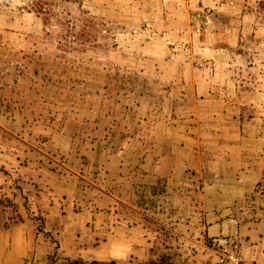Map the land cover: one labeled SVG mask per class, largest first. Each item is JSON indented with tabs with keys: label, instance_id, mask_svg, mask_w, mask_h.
<instances>
[{
	"label": "rangeland",
	"instance_id": "rangeland-1",
	"mask_svg": "<svg viewBox=\"0 0 264 264\" xmlns=\"http://www.w3.org/2000/svg\"><path fill=\"white\" fill-rule=\"evenodd\" d=\"M23 2L36 16L30 28H23L24 12L12 13L7 2H0V193L13 212L19 213L20 202L30 211L37 236L26 264H71L70 259L79 258L118 264H222L214 241L207 239L209 248L200 247L173 231L171 216L160 214L154 188H137L136 194L122 190V199L136 208H120L127 211L128 222L123 213L117 216L116 246L107 245L114 232L108 215L96 229L91 220L102 192L96 189L87 145L94 142L95 125L135 118L142 104L141 112L149 118L171 111L185 115L194 105L192 98L185 91L177 93L171 110L166 99L173 94L166 88L188 85L190 73H208L215 85L229 89L217 96L238 101L228 104V119H241L243 134H264V0ZM13 14L19 16V29L6 26ZM206 110H211L209 118L221 116L217 107L209 106L201 107L200 114L208 116ZM44 129L50 134L43 136ZM68 136L73 144L65 143ZM31 159L52 175H83V190L73 203L67 196L47 197L60 210L50 222L46 215H34L29 206L33 196L20 184L18 169ZM100 186L108 189L106 181ZM14 218L11 214L12 223L7 220L5 226L10 228ZM123 225L128 228L119 231ZM125 234L131 253L120 244Z\"/></svg>",
	"mask_w": 264,
	"mask_h": 264
},
{
	"label": "crops",
	"instance_id": "crops-1",
	"mask_svg": "<svg viewBox=\"0 0 264 264\" xmlns=\"http://www.w3.org/2000/svg\"><path fill=\"white\" fill-rule=\"evenodd\" d=\"M0 2H7L12 13H20V10L25 13L23 28H30L36 21L35 14L23 7V0ZM19 24V16L13 14L6 26L19 29ZM200 74L190 73L186 86L166 88L170 95L173 94L171 99H166L171 103V110L177 93L185 91V95L192 98L194 105L188 106L185 115L171 111L166 117L149 118L141 112L142 104L135 118L108 120L106 125L97 124L92 128L95 129L91 131L94 142L91 140L87 147L91 152L93 179L98 182L96 189L102 192L90 212L93 228H99L108 215L114 232L106 243L110 247L116 246L114 223L117 216L123 213V221L127 223V211L136 208L130 200L122 199V190L130 189L135 193L137 188H154L160 199V214L171 216L175 233L195 241L200 247L209 248L207 239L214 241L220 235L239 229L245 264H264V204L253 198L258 188L264 187V134H243L238 128L242 120L228 119V104L236 105L238 101L229 103L228 98L218 97V92L225 95L229 89L215 85L214 76ZM203 106L217 107L221 116L209 118L211 110H206L208 116H203L200 114ZM231 124L235 127L228 126ZM42 134L49 135L50 131L44 129ZM65 140V143L73 144L71 136ZM75 150L78 155V149ZM18 170L23 174L20 184H25V190L33 196L29 206L35 211L34 215H46L49 222L59 216L60 210L47 197L67 196L73 203L78 191L83 190L80 172L52 175L46 172L45 165L37 167L32 159ZM102 180L107 182V190L100 186ZM34 183L39 187L32 188ZM122 183L130 185L121 187ZM1 197L0 193V264H26L34 251L37 236L30 225V211L20 202L18 216L19 213L10 210ZM11 214L17 218L8 228L5 223ZM117 228L126 231L128 227ZM127 237L125 234L120 244L131 253L133 246Z\"/></svg>",
	"mask_w": 264,
	"mask_h": 264
},
{
	"label": "built area",
	"instance_id": "built-area-1",
	"mask_svg": "<svg viewBox=\"0 0 264 264\" xmlns=\"http://www.w3.org/2000/svg\"><path fill=\"white\" fill-rule=\"evenodd\" d=\"M253 198L255 201L264 204V187H259ZM214 244V250L219 253L220 263L242 264L244 262V256L242 253L243 241L239 229L216 237L214 239Z\"/></svg>",
	"mask_w": 264,
	"mask_h": 264
},
{
	"label": "trees",
	"instance_id": "trees-1",
	"mask_svg": "<svg viewBox=\"0 0 264 264\" xmlns=\"http://www.w3.org/2000/svg\"><path fill=\"white\" fill-rule=\"evenodd\" d=\"M71 264H118L117 261L112 260V261H99V260H95V261H86L83 258H79L77 260H71ZM142 264V263H140ZM151 264H155V262H152ZM169 264H174V263H169Z\"/></svg>",
	"mask_w": 264,
	"mask_h": 264
}]
</instances>
